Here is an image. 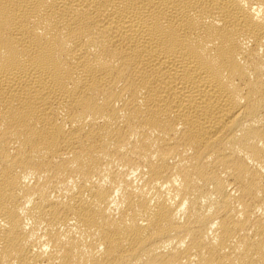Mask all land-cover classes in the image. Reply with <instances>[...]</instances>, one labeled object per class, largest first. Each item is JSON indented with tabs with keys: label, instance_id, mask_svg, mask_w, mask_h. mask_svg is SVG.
I'll return each instance as SVG.
<instances>
[{
	"label": "bare ground",
	"instance_id": "bare-ground-1",
	"mask_svg": "<svg viewBox=\"0 0 264 264\" xmlns=\"http://www.w3.org/2000/svg\"><path fill=\"white\" fill-rule=\"evenodd\" d=\"M0 264H264V0H0Z\"/></svg>",
	"mask_w": 264,
	"mask_h": 264
}]
</instances>
